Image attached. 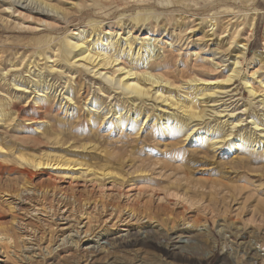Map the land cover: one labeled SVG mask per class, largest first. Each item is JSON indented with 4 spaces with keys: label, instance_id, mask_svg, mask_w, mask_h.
I'll return each mask as SVG.
<instances>
[{
    "label": "rangeland",
    "instance_id": "374dc122",
    "mask_svg": "<svg viewBox=\"0 0 264 264\" xmlns=\"http://www.w3.org/2000/svg\"><path fill=\"white\" fill-rule=\"evenodd\" d=\"M52 1L69 9L75 7L74 1L84 3V0ZM223 1L224 4L219 0H188L184 8L176 6L177 11L173 13L179 14L178 23L185 17L183 22L187 23L188 32L181 36L178 32L177 35L161 34L163 42L166 41L165 48L160 50L164 54L160 57L162 52L156 50L154 54L158 55L150 62V69L176 85L196 76L223 78L232 62L234 45L223 46L222 53L213 55V43L220 38L226 44L227 35L235 29L233 25L239 19L247 21L254 12L252 7L256 6L259 11L255 30H247V25L240 30V35L250 36L247 57L242 60V74L251 75L252 69L259 68L254 83L258 85V79L264 81V65L251 63L255 52L264 48V0H250L249 5H243L240 0ZM153 2L146 0L147 4L159 6L155 10L162 16L160 21L164 15L171 16L170 11ZM131 4L120 2L107 6L103 12L95 13V17L104 21L105 31L114 28L124 35L127 25H119L118 17L123 14L122 17L129 19ZM4 5L1 0L0 72L10 67L11 61L26 55L29 58L37 50L39 38L54 36L53 46L65 35L88 26L86 15L91 11L90 7H83L80 12L72 9L67 19L44 18L19 6L16 12L10 13ZM215 17L217 26L212 30L205 20ZM160 21L156 27L148 23L145 27H154L155 33L160 34ZM178 23L173 20L168 27L172 30ZM207 29L209 36L204 37ZM132 30L139 38L148 31ZM222 34L225 35L221 37ZM129 61L123 57L120 62L127 66ZM215 63L219 64L214 66ZM76 77L74 85L77 82L80 90L77 94L80 114L70 115L65 110L59 101L62 95L47 108L37 106L30 95L15 101L17 115L11 124H0L1 142L10 143L14 151L22 149L28 155L40 157L46 151L53 156L67 153L70 157L73 153L74 159H86L84 166L48 167L30 177L10 151L0 153V235L9 234L13 238L9 243L0 240V264H264L263 152H242L234 158L227 146L213 149L179 134L167 135L150 122L144 124L140 133L115 123L113 126L108 123L114 117L112 113L109 119L92 125L84 99L86 94L91 96L93 89L83 73H77ZM62 79L59 84H63L65 79ZM5 84L0 79V90L8 88ZM234 87L232 94H223L227 104L235 102L228 110L250 97L238 79ZM104 99L113 103L117 95ZM259 99L253 102L258 103ZM146 105L150 106L151 101ZM259 109L261 112L262 108ZM226 118L228 115L222 119ZM42 123L44 127L36 130ZM48 129L60 132V135L56 133L59 137L49 138L46 133L52 131ZM5 155L8 157L3 158ZM95 171H111L112 175H97ZM146 229L152 232L146 233ZM188 229L196 235L187 241L183 253L160 244H167ZM130 230L143 236L131 245L109 244L112 237H123ZM97 244L106 247L101 251L89 248Z\"/></svg>",
    "mask_w": 264,
    "mask_h": 264
},
{
    "label": "bare ground",
    "instance_id": "6f19581e",
    "mask_svg": "<svg viewBox=\"0 0 264 264\" xmlns=\"http://www.w3.org/2000/svg\"><path fill=\"white\" fill-rule=\"evenodd\" d=\"M2 1L6 5V7H4L6 9L5 11L10 13L12 11V13H14L16 12V7L19 6L24 9L35 11L43 15L44 18L67 19L71 15L72 9L80 12L83 7H90L91 11L86 15V20L88 21V26L86 27L88 28L85 26L84 28L77 27V30L70 31L71 33L60 38L53 46L51 44L55 41L54 36L39 38L37 40V50L33 52L29 58L27 57L29 55L22 56L18 61H11L8 69H2L0 72V79L6 83L5 85H7L8 88L6 90H0V124H11L17 115L16 108H14L15 101L22 100L23 97L26 99L30 97V95H33L32 100L34 103L37 106L40 105L42 108H47L56 97L62 95V97L59 98L61 105H63L70 115H78L81 107L78 105L77 94L80 93V90L78 89L77 82L76 85H74V82L77 78L76 74L83 73L86 76V82L91 86L90 89H93H91V96L87 97L86 94L84 99V106L88 113L87 118L92 125L109 119L112 117H109L110 113H112L114 117L111 121L109 120L108 123L112 125L115 123L121 128L129 127L135 132L141 131L144 124L147 125V123L150 122L153 127L164 130L167 135L170 134L171 136H175L179 134L187 139H191L195 143H202V145L207 144L213 149L227 146L228 153L234 158L238 157L240 153L247 151L251 153V151L259 150L264 153V90L262 89V87H264V81L258 79V85L254 83L253 79L259 72V68L255 69L253 67L254 70L252 69L253 72L251 75L242 74V60L247 57L250 36H244L242 33L240 35V30L245 27L244 25L249 27L246 28L247 30H255L256 14H258L257 12L259 11L258 7H252L254 12L251 17L247 18V21L240 22L239 20L241 19H239L238 21L240 23L237 21V24H232L235 29L230 35H227L226 44H223L220 38H217L218 41L213 43V55L222 53L223 46L232 47L234 45L232 62L226 69L223 78L206 79L196 76L189 78L181 85H176L162 75L154 73L149 65L154 58H157L156 56L158 54H154L156 50L159 52L161 49L165 48L166 41L163 42L164 38L161 37L163 36L161 34L164 33V35L166 34L167 36V34L175 35L174 33L178 32L179 36H181L182 33L188 32L189 27L187 28V23L183 22L185 17L181 19V23H178L177 17L179 14L176 15L173 13L177 11V7L182 8L184 4L188 5V0H154V2H158V5L164 7L163 9H167V11L171 12V16L164 15L161 21V14L155 10L159 6H155L154 2V5L147 4L146 0H84L82 4L74 1L73 4L75 7L73 8L70 6L72 9L62 7L60 3H54L55 1L53 2L52 0ZM219 1L224 4L223 0ZM240 1L244 2L243 5H249L250 3V0ZM252 1L255 2L256 0ZM120 2L132 3V14L130 18L125 19L122 17L123 14L118 17L119 22L117 23L119 25H127V31L124 35L117 30L115 31L114 28L105 31L104 21L95 17V13H98V11L103 12V9L107 6L110 8V5L113 6ZM248 8H246L247 11H249ZM126 11L127 10H125V12ZM217 19L218 18L215 17L208 21L205 20V22L209 23L208 26L210 28L212 27L211 29L213 30L214 27L217 26ZM244 19L245 18H243V20ZM173 20L177 21L178 26L176 28L173 26L171 30L168 26H172L170 22H173ZM159 21L162 23V31L160 30V34L155 33L156 31L153 29L158 26ZM45 22L47 23L49 21ZM147 23L154 25V27H145ZM173 25L175 24L173 23ZM133 28H139L140 31L147 29L148 31L144 33L143 38H139L138 35L134 36ZM204 32V37L209 36V29ZM224 33L226 34V30ZM224 35L222 34L221 37ZM219 36L220 35H218V37ZM138 39H140L141 42H138ZM172 43L173 42H170V44ZM163 54L164 52L160 54V57L163 56ZM195 55H198V53L196 52ZM123 57L130 60V65H121L120 61ZM213 59L214 58L211 60ZM251 63L254 64V66L264 65V48L255 52ZM142 64L144 65L143 67H141ZM218 64L215 63L214 66ZM12 71H14V73L10 75ZM89 74H93V76L90 78L88 77ZM61 77L65 79L63 84H59V82L63 80ZM236 79L245 86L250 97L245 99L246 101L241 103L240 106L237 107L238 102L233 109L228 110L235 102H232L230 105L227 104L223 94H232L235 89L233 86ZM184 84L185 86L188 85V87H185ZM112 94L117 95V101L115 100L113 103L112 101L107 102L104 97L107 96L110 98ZM234 95L231 96L230 99L235 97ZM257 97H260L258 103L253 102ZM149 100L151 101V105L147 106L146 103ZM238 100H240V98ZM260 107L262 108L261 112H259ZM227 115L228 118L222 119ZM245 115L247 116L245 117ZM247 120L249 121L244 124ZM204 123L205 125L199 127V125ZM43 127L44 123H42V125L40 124L35 129L40 130ZM50 130L51 129H48V131ZM51 131L52 132L46 133L49 138L51 137L55 140L56 137H59L56 133L60 135V132ZM60 142L65 144L63 141L57 143ZM69 148L65 149L68 151ZM6 151H10L9 154L14 157L20 165L24 166V173L28 174L30 177L36 174L35 171L45 170L48 167H63L64 169V167L71 168L72 164L74 166L86 165V162H84L86 161L85 158V160L79 157L76 159L72 158L73 156L71 155L73 153H69L72 151L68 152L70 157H67L69 156L66 155L67 153H63L64 155L55 154L53 156L52 153L47 151H44L45 153L40 157L38 156L39 154L28 155L22 149L14 151L10 143L3 144L0 140V153H7ZM2 156H4V154H2ZM5 156L6 157L3 158L8 157L7 155ZM87 164L89 166L88 162ZM87 169L90 168L87 167ZM94 173L97 175H107V177L112 175L111 171H95ZM183 229L187 228L184 227ZM189 229L178 233V235L172 238L167 244L164 242L160 244L167 249H175L178 250L179 253H183L187 241L196 235L192 234L193 232ZM148 232L151 233V229L146 231V233ZM184 233H189L190 235H185ZM140 236L143 235L135 230H130V232H127L123 237H112L109 244L117 247L122 244L131 245L139 240ZM184 237L188 239L184 240ZM0 240L1 242L3 241V243H9L13 241V238L9 234H1ZM235 241L234 243H237V241ZM105 247V245L102 246L97 244L89 248H93L94 251H101Z\"/></svg>",
    "mask_w": 264,
    "mask_h": 264
}]
</instances>
